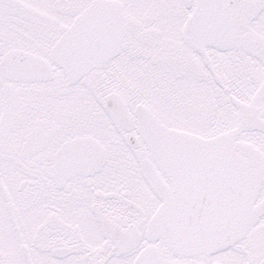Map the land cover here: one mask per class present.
<instances>
[{"label": "snow or ice", "instance_id": "6c2138e0", "mask_svg": "<svg viewBox=\"0 0 264 264\" xmlns=\"http://www.w3.org/2000/svg\"><path fill=\"white\" fill-rule=\"evenodd\" d=\"M0 264H264V0H0Z\"/></svg>", "mask_w": 264, "mask_h": 264}]
</instances>
